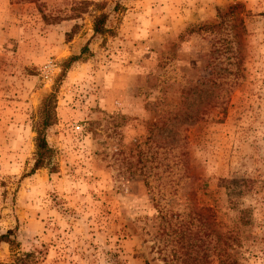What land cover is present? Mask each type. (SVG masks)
<instances>
[{
  "label": "rangeland",
  "instance_id": "1",
  "mask_svg": "<svg viewBox=\"0 0 264 264\" xmlns=\"http://www.w3.org/2000/svg\"><path fill=\"white\" fill-rule=\"evenodd\" d=\"M8 234L0 264H264V0H0Z\"/></svg>",
  "mask_w": 264,
  "mask_h": 264
},
{
  "label": "trees",
  "instance_id": "2",
  "mask_svg": "<svg viewBox=\"0 0 264 264\" xmlns=\"http://www.w3.org/2000/svg\"><path fill=\"white\" fill-rule=\"evenodd\" d=\"M28 2H32L33 0H24ZM90 3L86 2H80V7L84 9L85 7L89 6ZM96 7H100V5H96ZM80 8V9H81ZM234 7L232 10H235ZM235 11L230 12V15H235ZM109 19L108 14H101L100 16L96 17L94 22V33L95 35H104L106 33V25ZM87 51V48L83 50V53ZM79 59V57H72L68 63L66 68H70V66L76 62ZM55 94H52L48 96L44 102L43 106L40 111V118L41 122L38 123L36 126V132H37V139H36V155H35V166L34 170H38L41 168H46L50 165V162L53 158V149L49 146L47 139H46V130L53 124V121L55 120ZM11 233V232H9ZM2 242H10V237L8 235H0V244ZM237 260V259H236Z\"/></svg>",
  "mask_w": 264,
  "mask_h": 264
}]
</instances>
